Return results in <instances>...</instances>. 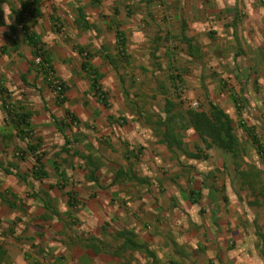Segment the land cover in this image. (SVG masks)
I'll return each instance as SVG.
<instances>
[{
	"label": "crops",
	"instance_id": "0c3cea01",
	"mask_svg": "<svg viewBox=\"0 0 264 264\" xmlns=\"http://www.w3.org/2000/svg\"><path fill=\"white\" fill-rule=\"evenodd\" d=\"M156 1L0 0V236L31 253L48 251V264H124L125 254L107 253L123 229L157 260L185 247L202 254L213 244L227 257L222 263L232 264L235 249V263H243L233 238L241 228L235 215L224 218L230 207H219L231 203L219 192L232 171L221 184L215 173L228 161L235 171L233 159L217 149L205 151L207 159L187 157L201 146L196 133H173L182 144L169 148L159 123L168 102L189 109L193 94L197 110L217 105L234 129L238 117L251 142L250 124H264V0ZM39 51L63 95L35 66ZM249 105L257 117L247 124ZM245 155L238 160L244 170ZM38 169L46 174L41 180L33 175Z\"/></svg>",
	"mask_w": 264,
	"mask_h": 264
},
{
	"label": "trees",
	"instance_id": "16d2710c",
	"mask_svg": "<svg viewBox=\"0 0 264 264\" xmlns=\"http://www.w3.org/2000/svg\"><path fill=\"white\" fill-rule=\"evenodd\" d=\"M36 1V0H33ZM32 41V40H30ZM121 41V40H120ZM119 41V47L118 52L121 54L123 53L122 47L123 42ZM31 44L36 47L35 42H31ZM42 51L37 52V57L41 59L40 64L34 63L35 66L40 69L42 73L45 74V81L47 85L53 90L52 85L54 81H58V86L60 88L58 95L64 94V86L63 83L55 76V73L49 64V62L46 60V58L43 57L42 54H40ZM52 80L49 81V78ZM173 79H179L180 77L178 75H173L171 72L170 75ZM93 78L92 85L93 89L96 93H98V97L101 102L106 101V94L105 92L100 90V86L98 83V79L96 78V75L92 74L91 76ZM55 89V88H54ZM238 103V102H234ZM237 106V105H236ZM239 107L237 106L236 109ZM175 105L171 104L170 102L167 103L166 107V114L167 117L165 118L164 122H160L159 126L164 128V138L167 141V147L170 148L173 144H175L177 147H180L182 142L178 141L176 138H173L172 134L176 132H185L189 129H192L197 137L198 141L200 142L201 146H196V154H188L186 153L187 157H191L193 159H207V156L204 155L205 151H209L211 149H217L221 150L224 153L230 155V157L233 159V162L235 163V172L239 176L240 180L242 181L241 184L244 186H247L249 189L252 190V192L259 196H262L264 198V187H261L258 180L259 174L263 173L264 171H257V177L255 176V171L253 167L247 168L246 170L241 169V164L238 162V160L241 159V156L243 153H245L244 148L241 146V143L239 142L235 129L233 126V120L232 118L226 114L221 108H219L217 105L209 104V109L207 111L204 110H197L194 108L189 109H182V110H176ZM23 124V120L19 122V125ZM251 131V130H248ZM24 133V136H28V133ZM250 139L251 143L255 146L256 152L260 156V159L262 160V163L264 165V146L260 142L259 138L253 133L250 132ZM27 150L30 151L32 155L36 158V161L39 162L40 158L39 156L35 154L36 149L35 145L27 144ZM24 150L17 149L15 153L22 158L24 156ZM253 169V170H251ZM6 173H10L9 171H6ZM34 178L36 179H42L46 176L45 172H43L41 169L34 170ZM259 185V186H258ZM205 186V185H204ZM64 187V186H63ZM73 193H71L72 195ZM200 197V195H199ZM74 199L71 197V200ZM198 199V197H197ZM74 204V202H72ZM259 242L256 244V249L258 251L259 257L264 260V233H258ZM116 240H117V246L113 248L112 250H109L107 253L111 254L114 257H122L123 254L130 253V254H141L144 255L146 258L151 259L153 263H157L158 260L155 258V255H153L144 244H141L136 238L132 231L123 229L120 232H117L116 234ZM95 252H99L98 250H95ZM176 256L186 257V253L184 252L183 248L180 250H175L172 252ZM173 257V256H172ZM6 258V250L2 247H0V264L4 262ZM168 264H180L178 260H174V258L168 259Z\"/></svg>",
	"mask_w": 264,
	"mask_h": 264
},
{
	"label": "rangeland",
	"instance_id": "374dc122",
	"mask_svg": "<svg viewBox=\"0 0 264 264\" xmlns=\"http://www.w3.org/2000/svg\"><path fill=\"white\" fill-rule=\"evenodd\" d=\"M156 1V0H155ZM156 2H161L159 0H157ZM163 2V1H162ZM161 6H160V10H161ZM164 10V8H163ZM163 14V13H161ZM161 16V15H160ZM164 17H168V19L170 18V14L165 13V15H163ZM170 44H172L171 46H178V44H176L174 41L171 42ZM175 47V46H174ZM220 77V78H219ZM227 76L226 75H222V76H218V75H213V76H205V80L207 81H212V80H217V79H225ZM229 81V79H226ZM232 80V78L230 79ZM236 81V80H235ZM207 89V88H206ZM174 92V91H173ZM204 99H206V97H208L210 95L209 90H204L202 92ZM186 99L188 101H186V105L189 106V108L191 107V104L193 102H196L198 104V108H201L200 106L202 105L199 101H197V97H194V95L192 94L191 97L188 96V98L186 97ZM183 100V99H182ZM248 107V111H247V120L246 123L248 124V122H252V120H256L257 117V113H256V106H251ZM192 108V107H191ZM249 115V116H248ZM243 116L245 115V112L243 114ZM237 119L238 117H234L235 121V130L237 131L236 133H239L240 136H242V141H240L241 143H243L245 150H246V155H245V159L243 161V163L245 165H247V168L253 167L254 171H255V176L257 177V171H264V165L262 163V160L260 159V156L258 155V153L256 152V148L255 146L250 142L248 136L246 135V133H244L242 135L241 132V128L240 125H238L237 123ZM252 119V120H251ZM255 123V122H254ZM237 124V125H236ZM250 124V123H249ZM253 126V130L255 135L259 138L260 142L264 144V139H263V133H264V124L263 126L259 125V124H255V125H251ZM239 129V130H238ZM240 140V139H239ZM222 155L220 153H217L214 158L217 160L215 162H220ZM211 161L213 162V158H211ZM209 162V161H208ZM229 162V166L228 168H222V170H217V182L218 184L221 183H225L226 182V176L228 174V178H229V174L230 171H232V175H233V180L231 181L230 179V183L228 181V186L225 187L223 186V188H221L220 186V192L219 194H221V196H227L226 198H228V200L231 202L229 203L227 201V203L224 202H220L219 207H230L229 208V212L225 214V217H229L231 214L235 215V222L236 224L239 225V228H241L239 230L235 231V234L233 235L234 239H237V244L236 246H239V252L240 254L243 255V263L241 264H246V262L248 261L249 263L247 264H264V260L261 261L262 259L259 257L258 251L256 249V244L259 242V237H258V233H264V198L262 196L257 195L256 193L254 194L252 192L251 189H249L247 186H244L241 184V180L239 178V176L236 174V172L234 170H231V166H230V161ZM243 164V165H244ZM245 167V166H244ZM220 167H217V169H219ZM246 168V169H247ZM214 169V168H213ZM233 169V168H232ZM253 170V169H251ZM258 180L260 182V184L262 185L261 187H264V174L261 173L259 174V176L257 177ZM259 186V185H258ZM226 194V195H225ZM230 204V205H229ZM241 219V221H237V219ZM241 226V227H240ZM243 227V228H242ZM185 239H181V243H184ZM15 241L13 239H11L10 237H6L5 239L0 236V246L4 247L9 255V260L8 262H4L2 264H48L51 256L49 254V252H45V254H41L39 253V251L37 250H32L31 253V249H27L28 246H24L18 243H14ZM209 246H213L214 248L216 247L213 244H209L208 245V249L207 251H203V253L201 254V252L199 251H192L189 248L185 247V252L187 253L186 257H180V256H176L173 253L170 252V250L168 252L165 253H161L158 254L159 256H161L158 259V262L160 264H167L168 261H166L167 259H169L171 256H175V258L180 262V264H214L215 260H219L221 262H219V264H224L222 262H224L226 259L225 257H223V252L218 253V251H216L217 253L214 252L213 249H210ZM22 249L26 250V253L29 257H27V259L31 258V261L25 262L24 261V257H22ZM237 249H235V251H232L231 254L232 256H230L228 259L232 261V264H240V263H235V259L239 256V254L236 252ZM35 255V256H34ZM137 256V257H136ZM136 256H132L130 253H126L125 256H123L124 258V264H150L148 262H143L142 260L144 259V256L141 254H137ZM219 256L218 259H214L215 257ZM112 257V256H110ZM107 257V258H110ZM113 258V257H112ZM136 258L139 259L138 262L136 261ZM213 258V259H211ZM37 260V261H34ZM141 261V262H140ZM212 261V262H211ZM20 262V263H19ZM152 264H156L153 263Z\"/></svg>",
	"mask_w": 264,
	"mask_h": 264
},
{
	"label": "built area",
	"instance_id": "2783aa9c",
	"mask_svg": "<svg viewBox=\"0 0 264 264\" xmlns=\"http://www.w3.org/2000/svg\"><path fill=\"white\" fill-rule=\"evenodd\" d=\"M35 63H36V64H40V63H41V59H40V58H36V59H35ZM51 80H52V78H51V75H50L49 81H51ZM52 81H53V80H52ZM52 88H53V91H54L55 93H58V92H59L60 88H59V86H58V81H54V83H53V85H52ZM54 88H55V89H54ZM191 107L194 108V109H197V108H198V104H197L196 102H193V103L191 104ZM73 125L75 126V125H77V123H76V122H73Z\"/></svg>",
	"mask_w": 264,
	"mask_h": 264
}]
</instances>
